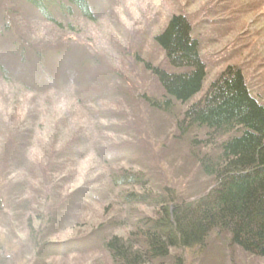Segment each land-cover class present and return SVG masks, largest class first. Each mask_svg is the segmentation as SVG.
<instances>
[{
    "label": "rangeland",
    "instance_id": "obj_1",
    "mask_svg": "<svg viewBox=\"0 0 264 264\" xmlns=\"http://www.w3.org/2000/svg\"><path fill=\"white\" fill-rule=\"evenodd\" d=\"M87 4L91 21L66 18L57 9L50 21L41 20L20 0H0V64L6 72L0 73V259L6 261L1 264H36L23 259L20 245L9 241L24 235L14 225L7 228L10 206H19L22 199H11L6 177H18L15 170L23 160L28 169L34 168L31 172L44 190L36 211L61 212L62 224L49 227L50 233L60 226L61 231L50 242L65 256L53 264H111L101 242L108 232H124L116 220L126 213L114 204L119 190L112 186L113 175L123 170L148 178V192L166 195L167 190L179 204L212 187L199 175L198 158L209 150L202 146V132L180 131L185 106L175 102L164 111L149 104L165 96L152 70L175 71L153 41L170 17L183 16L199 43L206 69L203 87L226 66L235 65L250 94L264 100V0ZM71 13L79 16L76 10ZM55 21L62 27L52 24ZM66 23L71 31L64 29ZM24 135L27 143L21 140ZM27 168L22 166L23 172H30ZM72 189L83 197L72 196ZM141 207L134 208L133 220L134 214L152 220L151 210ZM40 225L46 230L49 223ZM7 230H14L12 236ZM166 261L264 263L231 246L221 231L209 234L202 246L172 251Z\"/></svg>",
    "mask_w": 264,
    "mask_h": 264
},
{
    "label": "trees",
    "instance_id": "obj_2",
    "mask_svg": "<svg viewBox=\"0 0 264 264\" xmlns=\"http://www.w3.org/2000/svg\"><path fill=\"white\" fill-rule=\"evenodd\" d=\"M20 1L42 16L41 20L52 21L51 11L57 9L66 18L91 21L92 11L87 0H65V4L57 0ZM72 9L79 16L72 15ZM60 23L52 24L59 27ZM64 29L72 30L69 23ZM190 32L188 21L181 15H174L153 38L175 71L152 70L165 96L162 102L149 104L164 111L170 110L175 102L185 106L180 131L202 132V146L209 150L198 158L199 175L213 185L205 194L179 204L167 190L166 195L158 193L160 191H154L157 194L148 192L149 179L131 170L113 175L112 186L119 190L114 204L126 214L116 220L123 234L108 232L101 242L104 257L111 264H167L166 259L172 251L202 246L214 231L224 232L229 244L241 252L264 259V100L250 94L241 68L235 65L226 66L203 87L206 69L200 59L199 43ZM0 73L3 76L6 73L1 64ZM27 138L24 135L21 140L27 143ZM24 164L23 160L15 170L22 179L13 182L18 177L9 179L7 175L5 178L12 189L11 199L16 202L22 199L19 206H10L13 214L8 218L7 228L14 225L17 233L25 237L16 236L18 240L9 241L20 245L19 255L23 259L32 258L36 264L39 260L41 264L51 260L49 264H53L52 261L65 256L56 252L57 245L50 242L61 231V226L57 227L58 232L50 233L49 228L53 223L62 224L61 212L49 215V211L46 214L36 211L35 208L40 207L42 185L31 172L34 168L28 169ZM22 166L30 172H23ZM142 189L147 192H141ZM71 191L72 196L83 197L74 189ZM138 206L151 210L152 220L136 214L137 219L133 220L134 208ZM45 220L49 226L41 230L40 224ZM14 230H7V236H12Z\"/></svg>",
    "mask_w": 264,
    "mask_h": 264
}]
</instances>
